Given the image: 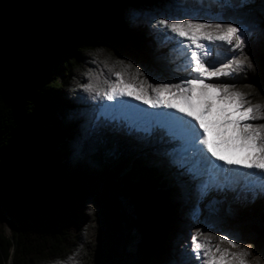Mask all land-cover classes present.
I'll return each mask as SVG.
<instances>
[{
  "label": "trees",
  "instance_id": "obj_1",
  "mask_svg": "<svg viewBox=\"0 0 264 264\" xmlns=\"http://www.w3.org/2000/svg\"><path fill=\"white\" fill-rule=\"evenodd\" d=\"M188 3L183 7L194 1ZM173 5L174 0H0V223L6 218L14 224L10 236L0 232V264H173L186 225L179 208L186 206L190 214L193 207L186 203L185 179L169 182L146 163L143 148L154 146L160 132L119 126L129 142L118 141L114 150L102 139L112 128L86 135L100 102L81 87L94 79L104 85L117 71L166 69L159 46L134 28L177 14ZM215 11H222L224 21L239 16L233 8ZM249 39L256 68H244L236 79L254 83L262 106L264 37L257 30ZM227 208L221 203L209 223H233ZM259 218L251 228L264 248V209ZM233 234L243 243L241 230Z\"/></svg>",
  "mask_w": 264,
  "mask_h": 264
},
{
  "label": "snow or ice",
  "instance_id": "obj_2",
  "mask_svg": "<svg viewBox=\"0 0 264 264\" xmlns=\"http://www.w3.org/2000/svg\"><path fill=\"white\" fill-rule=\"evenodd\" d=\"M254 3L255 0H237L235 7L239 16L224 21L219 16L209 19L189 14L183 7L184 0H174L173 12L177 14L153 17L148 27L177 46L187 42L190 51L185 54L188 60L184 69L186 78L175 83H153L148 78L138 81L137 76L143 77L144 74L135 68L132 73L115 72L116 80L105 81L104 85L98 79L91 80L81 87L91 94L93 100L110 103L105 106L104 113H98L92 119L90 128H85V134L101 127L117 129L120 118L137 107L120 99L123 97L140 101L152 109H173L175 111H141L135 116L143 123H151L155 119L166 126L172 136L184 142L185 147L174 159L175 167L190 171L191 181H197L204 175L216 181L213 170L221 172L223 180L230 183H239L242 178V187L253 193V200L257 192L264 197V123L250 122L264 120L261 106L250 103L245 99L246 94L234 90L233 85L213 81V78L229 77L244 68L255 71V64L244 51L249 37L257 30L264 37V7L257 10L253 7ZM260 3L264 5V0ZM222 6L233 7L227 0ZM205 41L208 43L205 44ZM216 45H224L225 51L231 54L230 58L215 60L210 53ZM117 63L125 69L133 68L130 63ZM214 108V118L207 119L213 116ZM125 127L132 131L131 127ZM221 145L243 154L236 158L223 156L217 151ZM189 154L196 158L199 165L190 170L186 167ZM216 161H223L230 167L224 168ZM211 236L212 233L196 228L191 235L190 250L184 253L188 259H182L178 264H246L244 257L247 252H230L219 244L212 245ZM219 240L237 247L232 239L224 235L219 236Z\"/></svg>",
  "mask_w": 264,
  "mask_h": 264
},
{
  "label": "rangeland",
  "instance_id": "obj_3",
  "mask_svg": "<svg viewBox=\"0 0 264 264\" xmlns=\"http://www.w3.org/2000/svg\"><path fill=\"white\" fill-rule=\"evenodd\" d=\"M190 1H194V3L189 7L186 8L189 12V14L199 15L202 17H207L209 19H214L216 17H221L223 20L222 11H215L219 7H223L222 5L225 4V0H184V2H187L189 5ZM213 2V5L209 6V3ZM227 2L231 5H233V9H237L235 7V1L234 0H227ZM214 6V7H212ZM257 10L260 7H264V5H261L260 0H255V3L253 5ZM144 8L151 9L152 3H145ZM134 33H143L145 37L149 40V42L153 45L159 48L160 54L164 55L163 64L166 65L165 68L163 67H154V71L148 69L147 72H144V70L140 71L144 74L143 77L137 76V80H141L143 78H148L150 82L153 83H175L178 82L179 79L186 78L187 74L184 71L188 60L185 59L186 51H190L188 49L187 42L183 45L177 46L173 41L171 40H165L163 39V42L158 43V35H156L150 28L145 27L143 25H138L134 28ZM250 40V39H249ZM207 44L208 42H204ZM251 46L250 43H248L247 48L244 50L245 53L248 55L251 53ZM157 55V54H156ZM159 55V54H158ZM210 55L215 60H225L227 58H230V53L225 51L224 45H216L213 46L212 51ZM236 55H240L239 52H236ZM121 72V71H117ZM238 73L229 76L228 77H222L219 78V80H216V78H213L214 82H223V83H229L234 86V90L240 91L242 93H245V99L248 100L252 104H259V98L256 95V91L254 88V83L250 81H242V79H236V76L240 73ZM132 73V72H129ZM151 74V76H150ZM234 77V79H232ZM116 80V76L113 75L111 80L114 82ZM209 82V81H206ZM99 113L105 112V106L108 105L110 102L107 101H99ZM131 105L137 106L132 113H128L127 116H122L119 120L118 128L113 129L112 131L107 129L102 134V139L107 141L110 144V150H114L115 147H117V142L121 141L122 144H126L129 142L126 140L125 135L128 134L120 129L119 126H129L134 130L139 131L140 133H145L146 131L149 132V134L160 132L159 137L157 136L154 141V146L149 144L146 147L143 148V152L146 153L147 156V164L152 165L153 167L159 169L160 171L164 172L166 175L167 180L170 182L174 178V176H180L181 179H185V184L188 187V190L186 192V200L188 204L191 203L192 211L190 214H187V210L185 209L186 206H183L179 208L180 215L183 219H185V228L184 232L181 236L177 237L175 247L173 250V264H178L179 261L182 259L186 260L188 259L184 253L187 250H190L191 243L188 240L191 239V235L195 232L196 228H199L201 232H205L206 229H208L212 233V237L214 239H219V236L224 234H229L230 237L228 239H234L233 231L235 229L241 230L244 238L243 243L237 244L236 248L231 247L226 243L227 246L231 247L234 251H239L243 249V251L247 252L248 255L245 258V260H249L253 262L255 258H259L261 263H264V248L260 247L256 240H255V234L251 231V224H257L260 223L259 213L261 210L264 209V197L260 195L259 192L256 193V199L253 200V193L250 191H247L245 188L242 187V178L240 179L239 183H232L231 185L224 184L225 181L223 180V174L221 173L219 175L218 182L214 183L211 186H208L207 183H204L202 179H208L207 175H204L203 177H200L197 181H191L189 179V175L191 174L190 171H186L185 169H178L174 165V159L177 158V153H180L181 150L185 147H182L181 143L179 145L178 141L174 138V136L169 134L166 130L162 129L161 126L156 128L154 126V122L151 123H143L136 119L135 113L149 110L141 109L140 106L142 103L137 102L136 100H131ZM140 105V106H139ZM146 107V106H145ZM156 110V109H155ZM261 113L264 114V105L261 106ZM209 120L213 118H208ZM251 123L259 124L264 123V120H257V121H250ZM155 123L156 120H155ZM133 142V141H130ZM134 143V142H133ZM135 144V143H134ZM140 146V145H139ZM143 147V146H142ZM163 147V152L156 156L154 155L155 148H161ZM190 163H193L191 161V158H187ZM195 164V163H194ZM194 164L190 166H186L187 169H193L195 166ZM190 167V168H189ZM224 168H226L224 166ZM175 169V170H174ZM243 171H246L242 169ZM173 172V173H172ZM220 182L222 184H220ZM224 182V183H223ZM172 183V182H171ZM197 185H199V188L201 192L199 193L197 190ZM210 185V184H209ZM221 185H224V187L229 186V192H226L224 189H221ZM211 188V191L207 192V189ZM191 193V194H189ZM193 194V195H192ZM240 194H246L245 199H240ZM227 205L229 208H227V211L230 213V217L234 220V223L228 226H219L217 225H209V217L212 214V212L219 210L220 204L223 203ZM237 211L242 214L240 218H237ZM14 228V224L12 220L10 219H3L0 223V232L6 234V236H10L11 232ZM205 233H208L206 231ZM226 236V235H224ZM227 237V236H226ZM191 259H195V257H192ZM263 261V262H262Z\"/></svg>",
  "mask_w": 264,
  "mask_h": 264
},
{
  "label": "bare ground",
  "instance_id": "obj_4",
  "mask_svg": "<svg viewBox=\"0 0 264 264\" xmlns=\"http://www.w3.org/2000/svg\"><path fill=\"white\" fill-rule=\"evenodd\" d=\"M220 78H222V77H220ZM229 78V77H228ZM232 79H234V77L232 78ZM120 99H122V100H125V101H128L129 103L131 102V100H134V99H132V98H130V97H123V98H120ZM137 102H140V101H137ZM140 103H142V102H140ZM140 106V105H139ZM146 106V107H145ZM217 106H219V104H217ZM140 108L141 109H143V110H145V109H147V110H149L148 112L149 113H151V110H152V108H150L148 105H144L143 103L141 104V106H140ZM154 111H153V113L154 112H160V111H163V112H170V111H175V110H173V109H163V110H161V109H153ZM214 113H215V108L213 109V116H209V117H207V119L208 118H214ZM177 115H181V113H176ZM167 132H168V130H166ZM169 134H170V132H168ZM177 138V137H176ZM177 140H178V142H180L181 143V140L179 139V138H177ZM182 144V143H181ZM182 146H185L184 144H182ZM217 151L221 154V155H223V156H226V157H229V158H236V157H238V156H240V155H242L243 153H241V152H238V151H235V150H233V149H231L230 147H228V146H225V145H223V147L222 148H218L217 149ZM210 155V154H209ZM188 157H190L191 158V161H193V163H190V161H188V163H187V167L188 166H190V165H192V164H194V168H196V167H198L199 165H198V162H197V160H196V158L195 157H192L190 154H189V156ZM213 159H215V158H213ZM216 163H218V164H222L223 165V167L225 166L226 168H228V167H230L229 165H226V164H223V161H216ZM175 170V169H174ZM244 170H246V169H244ZM243 171V170H242ZM247 171V170H246ZM218 171H213V173H217ZM173 173V172H172ZM175 177V176H174ZM201 177H203V176H201ZM243 183V182H242ZM197 190H198V192L200 193L201 192V190H200V188H199V185H197ZM189 194H191V193H189ZM193 195V194H192ZM206 231H208V233L210 232L208 229H206ZM205 231V232H206ZM204 232V233H205ZM188 240L190 241V243H191V239H189L188 238ZM211 243H212V245H216V244H219L220 245V247L221 248H224V249H228L230 252H239V251H243V249H241V250H239V251H234V250H232L231 249V247H229V246H227L226 245V243H224V242H221L219 239H214L212 236H211ZM249 256V255H248ZM245 259V258H244ZM246 261V264H264V263H261L260 262V260H259V258H255V260L253 261V262H251V261H249V260H245ZM263 262V261H262Z\"/></svg>",
  "mask_w": 264,
  "mask_h": 264
},
{
  "label": "water",
  "instance_id": "obj_5",
  "mask_svg": "<svg viewBox=\"0 0 264 264\" xmlns=\"http://www.w3.org/2000/svg\"><path fill=\"white\" fill-rule=\"evenodd\" d=\"M234 223V222H233ZM233 223H231V224H233ZM231 224H229V225H231ZM251 231H252V233H254L255 234V232L251 229Z\"/></svg>",
  "mask_w": 264,
  "mask_h": 264
}]
</instances>
